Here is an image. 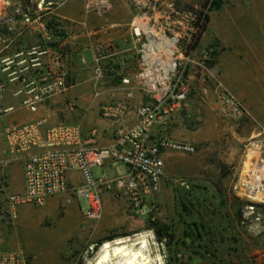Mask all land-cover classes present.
<instances>
[{
  "label": "rangeland",
  "instance_id": "obj_1",
  "mask_svg": "<svg viewBox=\"0 0 264 264\" xmlns=\"http://www.w3.org/2000/svg\"><path fill=\"white\" fill-rule=\"evenodd\" d=\"M31 1L27 10L32 11L41 0ZM44 1L54 4L59 0ZM108 1L115 10L109 8L104 15L134 19L133 30L145 23L139 31L140 44L148 42L146 34L154 29L171 38L169 50L176 43L186 56L175 53L187 91L168 116L169 120L173 113L179 116L181 126L171 122L166 135L181 134L175 141L194 144L197 149L194 153L170 149L175 154L167 160L172 173L161 180L145 226L116 228L112 231L127 235L107 242L123 239L126 244L136 243V248L144 240L151 264H264V198L246 196L241 189L246 161L253 156L252 145L264 136V0H220L208 12L206 29L194 48L190 47L195 32L192 16L182 8L197 6L195 0ZM122 2L128 4L129 15ZM22 11L19 0H0V20ZM220 91L239 101L240 117H225L216 108ZM5 124L1 120L0 125ZM112 169L104 173L121 174L124 165ZM6 170L0 161V178L5 180ZM11 170L15 171L11 180H17V168ZM92 171L101 174L102 168ZM177 178L185 179L188 187L180 186ZM1 198L0 193V203ZM58 209L56 214L47 211L45 203L18 205V223L3 238V245L22 248L37 263L62 264L58 252L67 253L65 239L82 223L87 204L84 198L73 197L59 202ZM153 223L170 236L158 239ZM97 240L74 249L63 264H95L104 244L96 246Z\"/></svg>",
  "mask_w": 264,
  "mask_h": 264
},
{
  "label": "built area",
  "instance_id": "obj_2",
  "mask_svg": "<svg viewBox=\"0 0 264 264\" xmlns=\"http://www.w3.org/2000/svg\"><path fill=\"white\" fill-rule=\"evenodd\" d=\"M65 1L59 0L53 4L51 1L41 0L32 11H22L20 15L0 20V41L5 46L14 41L15 36L20 33L17 29L19 26H16L20 22L18 19L22 18L25 22H29L30 19L41 22L43 14H47L56 5H61ZM85 4L88 9L98 13L106 12L110 8L108 0H86ZM52 28L60 32L62 30L60 21L56 20ZM31 29L40 34V41L25 51L17 52L12 58L1 60L3 63L1 70L6 73V79H0V118L13 109L11 106L7 108L2 106L9 84H15L12 95L21 97V104L31 112H35L39 104L46 103L54 95L61 94L68 88L66 83L68 54L51 44L49 28L45 25L41 27L32 25ZM174 48L176 51L173 50L172 68L169 71L160 67V76L155 75L153 70L141 73L144 76L145 90L154 99L136 109L138 115L136 127L128 133L124 132L122 142L118 144L98 148L95 142V128L86 133L76 124L61 123L47 126L45 117L4 127L2 135L5 152L21 157L23 190L19 194H10L5 178H0L2 195L0 217L15 219L18 205L22 203L41 205L49 197L61 193H66L69 197L84 198L87 210L82 216L85 218L100 217L105 194L125 199L130 208L148 214L153 208L151 200L161 188L164 174L163 149L187 153H194L197 149L194 144L175 141L168 137H161L153 143L148 142V132L151 128L156 124H164L170 112L180 105L186 95L187 85L181 80L175 53L183 58L186 56L177 49L176 43ZM108 55L107 47L98 46L93 76L95 84L101 82L105 76L107 66L100 61L106 59ZM123 82H127V79H123ZM94 94H98L96 87ZM215 106L225 117H240L243 113L239 101L228 92L217 93ZM104 112H107L105 108ZM125 140H128L130 145H126ZM252 146L253 156L246 161L241 189L246 196L260 195L264 198V136L256 140ZM107 162H110L111 166L119 163L124 165V172L107 176L104 173ZM6 163H1L3 169ZM93 167L102 168L101 174H94ZM70 171H79L82 174L83 180L80 185L69 181ZM175 180L180 186L188 187L185 179ZM147 204L150 208L146 206ZM0 264L46 263L32 261L19 247L0 248Z\"/></svg>",
  "mask_w": 264,
  "mask_h": 264
},
{
  "label": "crops",
  "instance_id": "obj_3",
  "mask_svg": "<svg viewBox=\"0 0 264 264\" xmlns=\"http://www.w3.org/2000/svg\"><path fill=\"white\" fill-rule=\"evenodd\" d=\"M127 5L124 2L121 4L129 15L131 11ZM110 8L115 10L114 3H110ZM42 16V23L34 19H30L29 22L22 18L18 19L20 22L15 25L19 26L17 29L20 33L15 36L14 41L8 46L0 41V79H6V73L1 70L3 66L1 60L12 58L17 52L25 51L37 44L40 41V34L31 27L45 25L49 28L51 44L69 56L66 63L68 88L63 93L54 95L46 103L39 104L37 110L31 112L21 104V97L12 95L15 84H9L2 106L4 108L11 106L13 109L0 118V123L1 120L7 122L4 126L0 125V134L2 135L3 128L8 125L23 124L45 117L47 126L61 123L76 124L86 133L95 128V142L98 148L122 142L123 133H128L136 127L138 122L136 109L154 99L145 90L144 76L141 73L153 70L155 75L160 76L159 68L163 67L160 55L146 53L145 43L140 44L142 36L133 30L134 19L130 21L131 19L127 17H112L104 15V12L98 13L88 9L82 0L65 1ZM56 20L62 25L60 32L52 28L53 21ZM98 46L107 47L109 55L100 61L107 66L105 76L101 82L95 84L93 76ZM123 79H127V82H123ZM95 87L98 90L97 95L94 94ZM104 108L107 110L106 113ZM171 122L176 123L178 127L181 126V119L173 113L172 120L167 119L164 124H156L151 128L148 132V142L153 143L161 137H167L166 129ZM168 138L179 140L181 134H170ZM125 144L130 145V142L125 140ZM4 148L3 140L2 144L0 142V161L7 162L4 166V170L7 169L5 174L7 189L19 194L23 190L21 157L5 152ZM174 155L170 149H163L164 174L161 180H166L172 173L167 160ZM113 167L107 162L104 169L113 170ZM11 168H17V180H11L15 172ZM68 179L75 185H80L83 180L79 171H70ZM72 199L73 197H69L68 194L61 193L49 197L45 206L50 213L59 214V202L63 200L68 202ZM152 202L155 207L154 198ZM146 206L150 208L149 204ZM149 213H139L130 208L125 199L105 194L100 217L82 216V223L65 239L67 253L64 250L58 252L59 262L63 264L74 249L100 239L116 228L132 229L145 226ZM17 221L18 216L15 219H0V248H7L3 245V238L11 233Z\"/></svg>",
  "mask_w": 264,
  "mask_h": 264
},
{
  "label": "bare ground",
  "instance_id": "obj_4",
  "mask_svg": "<svg viewBox=\"0 0 264 264\" xmlns=\"http://www.w3.org/2000/svg\"><path fill=\"white\" fill-rule=\"evenodd\" d=\"M144 24L138 25L136 32L142 31ZM146 36L149 38V41L144 45L146 53L160 55L161 64L164 66L165 71H169L172 68V53L174 48V46L171 50L167 48L171 43V38L165 37L154 29L148 30ZM125 242L123 239L116 240L114 244L105 242L100 249L98 257L95 259V264H151L150 259L144 252L146 249L144 240L140 241L139 246L136 248L134 247L136 243L126 244ZM113 258L119 259L114 263L112 262Z\"/></svg>",
  "mask_w": 264,
  "mask_h": 264
},
{
  "label": "trees",
  "instance_id": "obj_5",
  "mask_svg": "<svg viewBox=\"0 0 264 264\" xmlns=\"http://www.w3.org/2000/svg\"><path fill=\"white\" fill-rule=\"evenodd\" d=\"M19 1L21 3L22 10L26 12L27 7L30 5L32 1L31 0H19ZM195 4L197 6H193L189 4L186 7L182 8L183 11H187L191 14L192 25L195 28V32L191 34V44H190L191 48H194L198 44L203 32L206 29L209 20L208 12L217 8L220 4V0H195ZM53 25H54V21H53ZM253 205L257 206L258 204H253ZM151 227H153L154 232L158 239H162L166 235L170 236V234L165 233V230L162 227H160L157 223H153ZM125 235L127 234H118L115 233L114 231H111L106 236L98 239L95 245L98 246L103 242L105 243L109 240H112L117 237H122Z\"/></svg>",
  "mask_w": 264,
  "mask_h": 264
}]
</instances>
